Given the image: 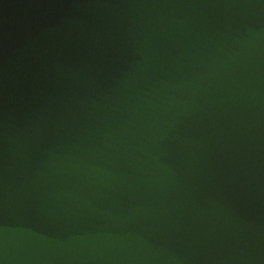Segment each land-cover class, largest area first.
<instances>
[{"label":"water","instance_id":"1","mask_svg":"<svg viewBox=\"0 0 264 264\" xmlns=\"http://www.w3.org/2000/svg\"><path fill=\"white\" fill-rule=\"evenodd\" d=\"M0 264H264V0H0Z\"/></svg>","mask_w":264,"mask_h":264}]
</instances>
